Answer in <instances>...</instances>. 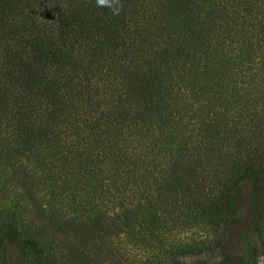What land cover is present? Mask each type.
Listing matches in <instances>:
<instances>
[{
	"label": "trees",
	"instance_id": "16d2710c",
	"mask_svg": "<svg viewBox=\"0 0 264 264\" xmlns=\"http://www.w3.org/2000/svg\"><path fill=\"white\" fill-rule=\"evenodd\" d=\"M193 259L264 264V0H0V264Z\"/></svg>",
	"mask_w": 264,
	"mask_h": 264
},
{
	"label": "rangeland",
	"instance_id": "374dc122",
	"mask_svg": "<svg viewBox=\"0 0 264 264\" xmlns=\"http://www.w3.org/2000/svg\"><path fill=\"white\" fill-rule=\"evenodd\" d=\"M246 191V190H245ZM246 198V197H245ZM234 243L233 242H231V243H229L228 244V246H229V249H233V247H234ZM200 259H193L192 261H191V264H203L202 262L203 261H199ZM263 261V263H264V260H262ZM218 263V262H217ZM205 264V263H204ZM206 264H216V262H211V263H206Z\"/></svg>",
	"mask_w": 264,
	"mask_h": 264
},
{
	"label": "clouds",
	"instance_id": "9594fccd",
	"mask_svg": "<svg viewBox=\"0 0 264 264\" xmlns=\"http://www.w3.org/2000/svg\"><path fill=\"white\" fill-rule=\"evenodd\" d=\"M97 3L99 5H104L106 3V0H97Z\"/></svg>",
	"mask_w": 264,
	"mask_h": 264
}]
</instances>
